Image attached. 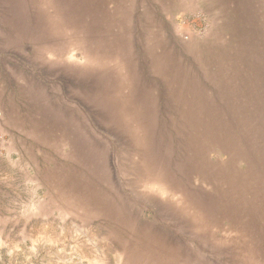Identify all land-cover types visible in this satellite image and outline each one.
I'll list each match as a JSON object with an SVG mask.
<instances>
[{
	"label": "rangeland",
	"instance_id": "374dc122",
	"mask_svg": "<svg viewBox=\"0 0 264 264\" xmlns=\"http://www.w3.org/2000/svg\"><path fill=\"white\" fill-rule=\"evenodd\" d=\"M0 264H264V0H0Z\"/></svg>",
	"mask_w": 264,
	"mask_h": 264
}]
</instances>
